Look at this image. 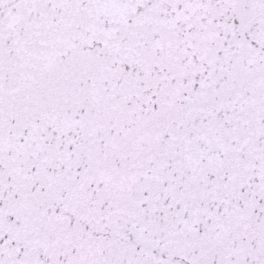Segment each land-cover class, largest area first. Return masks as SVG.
Masks as SVG:
<instances>
[{
  "label": "snow or ice",
  "instance_id": "snow-or-ice-1",
  "mask_svg": "<svg viewBox=\"0 0 264 264\" xmlns=\"http://www.w3.org/2000/svg\"><path fill=\"white\" fill-rule=\"evenodd\" d=\"M0 264H264V0H0Z\"/></svg>",
  "mask_w": 264,
  "mask_h": 264
}]
</instances>
